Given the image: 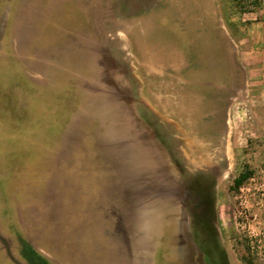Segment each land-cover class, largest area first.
Listing matches in <instances>:
<instances>
[{
  "label": "rangeland",
  "instance_id": "rangeland-1",
  "mask_svg": "<svg viewBox=\"0 0 264 264\" xmlns=\"http://www.w3.org/2000/svg\"><path fill=\"white\" fill-rule=\"evenodd\" d=\"M263 61L264 0L242 15L228 0H0V234L14 256L26 264L21 236L54 264L181 261L188 173L213 182L225 263L246 264L250 237L264 264ZM0 264H15L1 241Z\"/></svg>",
  "mask_w": 264,
  "mask_h": 264
},
{
  "label": "trees",
  "instance_id": "trees-1",
  "mask_svg": "<svg viewBox=\"0 0 264 264\" xmlns=\"http://www.w3.org/2000/svg\"><path fill=\"white\" fill-rule=\"evenodd\" d=\"M229 8L232 14L242 15L246 12L257 9L261 6L262 0H228ZM178 163L179 167L181 165ZM253 171L245 168L241 170L233 179V185L230 188H239L245 181L252 177ZM186 177V196L187 202L192 204V216H193V234L196 240L205 253L207 261L210 264H215L218 258L221 261L217 263L225 262V256L223 251L218 248L214 230L211 228L210 223L213 220L214 210V191L213 182L207 183L205 178H202V174L198 176H188L190 174H184ZM237 243L242 247L241 258L246 264H254L256 260V254L253 246L251 245L252 238L239 237ZM19 253L26 264H54L40 251L35 249L30 242L25 238L19 237ZM204 241V244L201 243Z\"/></svg>",
  "mask_w": 264,
  "mask_h": 264
},
{
  "label": "water",
  "instance_id": "water-1",
  "mask_svg": "<svg viewBox=\"0 0 264 264\" xmlns=\"http://www.w3.org/2000/svg\"><path fill=\"white\" fill-rule=\"evenodd\" d=\"M0 241L4 246L5 252L9 259L15 264H24L17 259L12 253L8 240L0 234ZM176 252L179 259L183 264H192L194 258H197L199 264H206L203 252L196 244L191 232L188 222V216L185 211L181 209V213L178 220V231L176 240Z\"/></svg>",
  "mask_w": 264,
  "mask_h": 264
},
{
  "label": "flooded vegetation",
  "instance_id": "flooded-vegetation-1",
  "mask_svg": "<svg viewBox=\"0 0 264 264\" xmlns=\"http://www.w3.org/2000/svg\"><path fill=\"white\" fill-rule=\"evenodd\" d=\"M193 217L191 216V218H190V220H189V226H190V230H191V233H192V236H193V238H194V240H195V235L193 234V232H194V227H193V219H192ZM175 243V242H174ZM197 245H198V243H197ZM199 246V245H198ZM165 248H160V253L162 254V255H164V252H165ZM170 250H172V251H174V247H173V249H170ZM203 252V251H202ZM203 257H204V259L206 260L207 258H206V255H205V253L203 252ZM218 261H221V258H218ZM217 261V262H218ZM215 263V264H228V263H225V262H220V263ZM164 264H183L182 263V261H179L178 259L176 260V261H167V262H165ZM192 264H199V262L197 261V258H194V260L192 261ZM206 264H209L208 262L206 263Z\"/></svg>",
  "mask_w": 264,
  "mask_h": 264
},
{
  "label": "crops",
  "instance_id": "crops-1",
  "mask_svg": "<svg viewBox=\"0 0 264 264\" xmlns=\"http://www.w3.org/2000/svg\"><path fill=\"white\" fill-rule=\"evenodd\" d=\"M264 62V61H263Z\"/></svg>",
  "mask_w": 264,
  "mask_h": 264
}]
</instances>
